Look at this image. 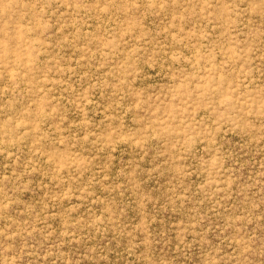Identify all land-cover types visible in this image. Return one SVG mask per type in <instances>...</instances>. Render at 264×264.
Segmentation results:
<instances>
[{
  "label": "rangeland",
  "instance_id": "374dc122",
  "mask_svg": "<svg viewBox=\"0 0 264 264\" xmlns=\"http://www.w3.org/2000/svg\"><path fill=\"white\" fill-rule=\"evenodd\" d=\"M0 264H264V0H0Z\"/></svg>",
  "mask_w": 264,
  "mask_h": 264
}]
</instances>
